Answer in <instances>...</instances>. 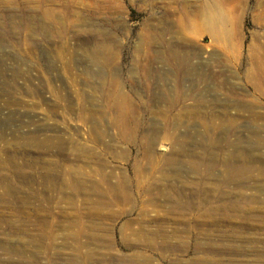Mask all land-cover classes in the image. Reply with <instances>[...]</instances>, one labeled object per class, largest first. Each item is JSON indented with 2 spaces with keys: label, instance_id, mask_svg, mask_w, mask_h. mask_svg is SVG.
I'll return each instance as SVG.
<instances>
[{
  "label": "rangeland",
  "instance_id": "obj_1",
  "mask_svg": "<svg viewBox=\"0 0 264 264\" xmlns=\"http://www.w3.org/2000/svg\"><path fill=\"white\" fill-rule=\"evenodd\" d=\"M208 3L0 0V264H264V0Z\"/></svg>",
  "mask_w": 264,
  "mask_h": 264
},
{
  "label": "bare ground",
  "instance_id": "obj_2",
  "mask_svg": "<svg viewBox=\"0 0 264 264\" xmlns=\"http://www.w3.org/2000/svg\"><path fill=\"white\" fill-rule=\"evenodd\" d=\"M231 2H232V0H230V2L228 4V7H227V6L224 5L223 2H219L218 0H209V3L206 5L204 12L200 16L201 20H200L199 23L204 25V26H206L207 28H209L212 32H215V31L219 32V31L225 30V28H227V26H229L230 23L234 20L235 7H234L233 4H230ZM188 22L190 24H195L196 23L195 21H192V20H190ZM156 142L155 141L152 142V145H154ZM258 146H259L258 143H255L253 145V147H255V148H257ZM176 164L177 163L175 161H168L167 165H168V167L170 168V170L173 173L174 172L178 173V171H179V167H177ZM195 167H197V166H195ZM226 167H227V169H229L228 166H226ZM234 167H235V165H234ZM242 167L236 166V168L239 171H243L245 169L246 170L250 169L249 166H246L244 168H242ZM229 171H230V169H229ZM263 173H264V169H263ZM44 175H45V177H52V178L56 177L53 174V171H51V170H48ZM176 178L180 179L179 176H176ZM56 179H58V178L56 177ZM2 181L8 183V185L5 186V187L4 186H0V188L2 189V192H0V202H5L4 201V195H7L8 193L12 192V190H14V189H13L12 183H11L12 180H10L9 176L3 175ZM233 181H235V180H233ZM74 182L76 183V186L81 184V182H76L75 179H74ZM0 185H2V183H0ZM60 187L62 189H64L65 188V183L64 182L60 183ZM30 199H32V198H30ZM250 199L252 201L256 200L255 197H253V196ZM17 200L18 201L22 200L24 202H28V197L18 198Z\"/></svg>",
  "mask_w": 264,
  "mask_h": 264
}]
</instances>
